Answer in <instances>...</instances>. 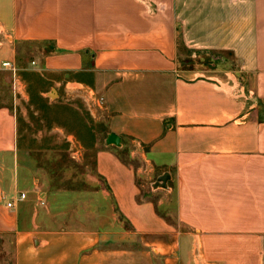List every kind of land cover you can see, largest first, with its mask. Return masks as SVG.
Listing matches in <instances>:
<instances>
[{"label":"crops","instance_id":"0c3cea01","mask_svg":"<svg viewBox=\"0 0 264 264\" xmlns=\"http://www.w3.org/2000/svg\"><path fill=\"white\" fill-rule=\"evenodd\" d=\"M24 46L103 141L42 187L0 81L11 264H264V0H0V66Z\"/></svg>","mask_w":264,"mask_h":264},{"label":"rangeland","instance_id":"374dc122","mask_svg":"<svg viewBox=\"0 0 264 264\" xmlns=\"http://www.w3.org/2000/svg\"><path fill=\"white\" fill-rule=\"evenodd\" d=\"M27 47L20 48L13 63L15 78L0 66L5 100L17 117L22 160L33 167L42 187L49 184L53 189H63L84 184L92 174V151L95 144L102 143L103 135H96L99 130L92 123L81 93L65 94L51 76L38 70V61L26 52ZM198 60L194 59L192 65ZM58 77L60 83L62 77ZM0 264H11L10 254L1 249Z\"/></svg>","mask_w":264,"mask_h":264},{"label":"water","instance_id":"95a60500","mask_svg":"<svg viewBox=\"0 0 264 264\" xmlns=\"http://www.w3.org/2000/svg\"><path fill=\"white\" fill-rule=\"evenodd\" d=\"M106 142H107V144L120 146V139L114 134L108 135V137L106 139ZM168 179H169V174L168 173L162 174L160 177H158V179L154 183V187L155 188H157V187L166 188V184H167Z\"/></svg>","mask_w":264,"mask_h":264},{"label":"built area","instance_id":"2783aa9c","mask_svg":"<svg viewBox=\"0 0 264 264\" xmlns=\"http://www.w3.org/2000/svg\"><path fill=\"white\" fill-rule=\"evenodd\" d=\"M34 63V62H33ZM1 67L3 68V69H6V70H9L12 74H13V76H14V78H15V74H16V68L14 67V64L12 63V62H10V61H6V62H2L1 63ZM94 101L96 102V105H98L99 107L103 104V99L102 98H99V97H97V98H95L94 99ZM25 197V195L24 194H21L20 195V199H23ZM12 203L11 202H9L8 204H7V206L8 207H12Z\"/></svg>","mask_w":264,"mask_h":264},{"label":"trees","instance_id":"16d2710c","mask_svg":"<svg viewBox=\"0 0 264 264\" xmlns=\"http://www.w3.org/2000/svg\"><path fill=\"white\" fill-rule=\"evenodd\" d=\"M27 75H35L34 73H28ZM35 76H38V75H35ZM40 100H43L41 97L39 98Z\"/></svg>","mask_w":264,"mask_h":264}]
</instances>
